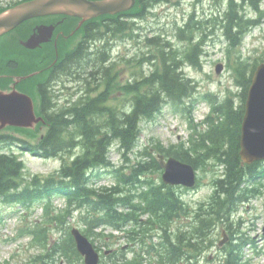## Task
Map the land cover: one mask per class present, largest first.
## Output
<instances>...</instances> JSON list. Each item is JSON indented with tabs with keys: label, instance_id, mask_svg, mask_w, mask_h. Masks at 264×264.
I'll return each mask as SVG.
<instances>
[{
	"label": "trees",
	"instance_id": "1",
	"mask_svg": "<svg viewBox=\"0 0 264 264\" xmlns=\"http://www.w3.org/2000/svg\"><path fill=\"white\" fill-rule=\"evenodd\" d=\"M162 1L167 0H138V4L143 5L140 7L139 14L145 16L147 7ZM241 1L229 0L228 3L229 22L226 31L231 38L232 46L240 43V39L243 38L250 25L260 22V19L247 21L239 13V8H243L245 2H249L256 10H259L258 0ZM128 14H121L119 20L122 34L130 29L129 22L125 21V15ZM91 26L93 29L96 28L95 23ZM179 31L184 32L185 30L179 28ZM146 43L152 48L155 59L153 70L148 75L139 76L133 82L122 86V90L129 96L127 99L130 105L123 104V107L118 109L116 106L105 104L110 90H113L117 81L108 68H102L100 72H87L85 83L88 88L97 90L103 81L107 82L106 88L100 94L87 97L66 110L58 109L55 123L39 144L34 145L21 139L27 147L37 150L45 157L61 156L63 159H65L64 154L69 153V150L75 146V142H79L82 147L81 153L73 160H65L58 173L47 177L34 175L30 180H26L23 174L25 168L23 160L13 153H0V202H18L30 206L50 200L54 195L62 194L68 202L66 213L70 212V208L85 209L90 229L99 225L119 227L121 219L126 222L137 218L133 211L126 214L120 213L118 205L122 203L125 206H132L134 204L133 198L139 193L132 191L131 187L145 184L156 185L153 181L140 176L148 170L159 169V165L156 158H152L150 162H138L137 165L129 167L130 172L128 173L122 167L114 169L108 158L109 147L117 141L120 149L124 150L123 155H127L137 145L142 120L155 119L166 104H170L175 110L191 117L195 102L199 98L196 84L192 83L189 78H185L179 71L181 62L186 57L192 63L200 65L197 46L192 52L187 53L186 57L180 59L181 56L176 50L169 49V43L160 36L148 38ZM82 49L79 47L74 53L75 66L84 61V55L81 54ZM241 63L242 65L235 67L238 74L237 81L242 86V92L239 94L240 104L236 107L231 97L219 103L215 101L213 113L206 119L207 128H198V125H193L191 121L193 133L189 147L185 148L184 144L169 149L161 145L157 147L159 151H166L181 160L193 163L196 167L204 166L211 158L225 166L222 177H216L214 180L215 189L209 201L201 203L196 211L192 231L195 241L191 242L192 240L187 236L183 237L184 239L175 240L169 236H163L161 246L167 254L162 258L161 264L173 261L177 263L183 256H185L184 260H188L194 255L190 253L198 250V240L200 252L203 253L213 244L209 237V232L213 227L222 223L231 228L230 215L250 196L259 192L256 188H241L245 179L252 181L259 175H264L260 162L245 166L241 164V125L253 74L252 72L247 75L245 65ZM93 82L94 88L91 87ZM71 123H73L72 126ZM73 132L76 134L74 135ZM12 138L10 136L7 139ZM105 172L114 174L119 184L111 188L99 189L91 185L92 179L101 177ZM150 195L152 198L147 199L148 210L157 211L154 215L158 220L155 221L156 223L149 220L145 228L165 231L167 227L164 220L165 210L173 212L176 203L172 198L165 199L161 189L153 191ZM72 250L76 253L70 242L56 244L49 248V253L45 258L50 257L54 251L71 257L74 255ZM241 250L239 243H230L226 248L225 264H243Z\"/></svg>",
	"mask_w": 264,
	"mask_h": 264
},
{
	"label": "rangeland",
	"instance_id": "2",
	"mask_svg": "<svg viewBox=\"0 0 264 264\" xmlns=\"http://www.w3.org/2000/svg\"><path fill=\"white\" fill-rule=\"evenodd\" d=\"M15 0H0V4H8ZM262 8H264V0L261 2ZM227 9V0H202V3L198 4L197 0H182L180 5L176 6L171 3H165L158 5L154 8V12L157 15H149L147 19L142 21L143 29L137 30L139 33L147 34L150 36L155 32L165 33L168 38L172 41H176L174 36V25L175 23L184 24L192 13L196 14V19H205L209 17L211 22L205 24L207 27L205 29L209 33V36L205 38L202 44L204 53L200 57L202 63V69H196L192 66L186 65L184 72L187 73L189 77H192L199 83L198 90L200 94H205L206 92H212L218 94L220 99H224L227 95L233 97L236 104L240 101V96L236 95L242 90V86L236 81V71L235 62L243 61L246 65L247 75L252 74V65L255 61L264 55V18L263 22L258 26L251 29L248 34L242 40L241 46L239 48H233L229 52V40L225 36V24L228 23L225 16V11ZM241 14H245L246 17H256V13L247 4L240 9ZM197 39V38H196ZM185 43H180L183 46ZM141 52V48L138 42L128 41L126 43H121L115 48V56L117 60L126 57L131 59V61L124 60L119 64L122 70V82H127L134 79V73L138 70H149V64L144 65L142 62L137 63L136 53ZM218 63H223L224 68L220 74L216 73V65ZM148 72V71H147ZM122 96V92L119 90L117 92ZM116 98H113V101ZM115 102V101H114ZM127 105L129 103L127 102ZM211 105L207 101L201 100L194 111V117L196 120H200L204 112L210 110ZM2 133H12L16 136L25 137L23 133L13 130H2ZM189 126L186 119L175 110L166 106L162 114H160L154 121H144L142 123V132L140 136L139 146L129 155L131 161H137L141 159L139 154L144 147L155 143L156 141H161L164 146L168 147L170 144L178 143L181 140L188 139L189 136ZM36 139V138H35ZM36 142V140H32ZM5 151H11L9 147L4 148ZM18 153V149H12V151ZM21 158L27 164L26 174H43L47 175L54 170L58 169L61 165V160L59 158H49L44 159L35 157L28 152H19ZM112 162L116 165H121L126 163L124 158L118 152L117 148L114 146L110 150L109 154ZM215 165V168L211 166ZM217 170V174L222 173V168L213 161H209L206 167H201L198 170V178L200 181V186L195 188L186 197L190 200L199 201L204 200L210 196L213 190L212 179L214 177V170ZM155 180H160V171H155L151 173ZM99 181L98 184H113L115 183V178L111 175H107L105 179ZM65 201L62 197H57L53 201V205L57 208H63ZM43 206L39 205L33 209L26 210L24 207L19 205H8L0 204V260L2 264H20L26 262L27 259L34 253L42 250L40 247L36 246L32 241V236L26 234H19L20 230L26 227H34L35 223H41L44 216ZM235 221L233 229H238L237 236L241 237V243L244 245L242 249V254L248 264H264V194L251 198L248 202L242 205L233 216ZM239 221V226H238ZM71 227L77 226L79 228H84L86 225L83 223L81 214L76 212L73 217L69 218V223ZM224 226L217 228L216 234H218V239L222 237L221 232ZM226 229V228H225ZM96 231H100L97 229ZM105 233H114L120 235L123 232H116L111 228H105L103 230ZM49 234L53 238L59 237L62 232L54 229L50 231ZM96 238V244L101 247L103 252L105 249L110 247L115 248V244L104 245L102 239ZM112 240V239H110ZM157 240H154L156 242ZM128 240H119V245L128 244ZM148 244L151 240H147ZM218 240L216 241V243ZM134 249H141V247L135 246ZM214 254L211 260L202 259L200 264H223L224 258L226 256V251L218 246L213 247L207 251V254ZM144 264H154L150 261V257L146 256ZM208 258V257H207ZM56 264H66L65 260L58 262Z\"/></svg>",
	"mask_w": 264,
	"mask_h": 264
},
{
	"label": "water",
	"instance_id": "3",
	"mask_svg": "<svg viewBox=\"0 0 264 264\" xmlns=\"http://www.w3.org/2000/svg\"><path fill=\"white\" fill-rule=\"evenodd\" d=\"M135 0H29L20 3L0 14V34L15 28L25 19L50 13H67L78 15L84 19L105 13H116L130 9ZM51 31L48 32L50 34ZM42 37L32 36L27 46L35 47ZM222 64L217 71L222 70ZM23 94H7L0 92L1 127L6 123L30 125L33 115L32 105H25ZM27 98V101L31 100ZM241 156L246 162L264 158V62L256 69L249 89L246 111L242 125ZM165 167L164 181L170 184H195V170L192 165L170 157L168 161L163 155L159 160ZM78 249L85 255L86 264H98L99 255L89 240L77 229H73ZM227 239L222 240L223 244Z\"/></svg>",
	"mask_w": 264,
	"mask_h": 264
},
{
	"label": "flooded vegetation",
	"instance_id": "4",
	"mask_svg": "<svg viewBox=\"0 0 264 264\" xmlns=\"http://www.w3.org/2000/svg\"><path fill=\"white\" fill-rule=\"evenodd\" d=\"M36 19L37 20L33 21L34 23L33 28L41 24H52V23L57 24V25L65 24V26H70V23L72 24L73 22V20L69 18H64V17L58 18V17H52V16H44V17H40ZM119 19H120V16L118 15H114V16L107 15L100 19L88 20L84 27L85 32L83 34L82 41H79L77 46L84 47L86 44H89V42L91 41V38L93 37V32H94V29L91 26L93 23L96 24V28H101V36L103 37V42H105V40H108L110 44L112 42L115 43L117 39V34L119 32V28H120ZM65 26L59 29V31H56L54 35L56 38V42L60 40L62 44L65 43L66 47H68V44H69L68 42H70L71 39L66 37L67 36L66 32L68 31V29ZM16 37L18 36L11 35L10 39L16 40L15 39ZM91 45L93 46L94 43L92 42ZM72 47H73V43H71L70 45V48ZM43 50L45 51V49ZM67 54H70V53H67ZM72 55L73 54L67 56V62L63 60L60 63H55L51 67L50 73L48 76L43 75L34 82V87L37 89L36 94L40 99V111L43 112V115L46 116L45 118L48 119V122L46 124H49V126L53 125L56 121V118L47 115V110L52 108V104L54 103V101L52 102L50 96L56 95L57 87L61 84L62 81L68 82L70 80L69 77L65 79L64 75H68V73L72 71ZM45 57H48V55H45ZM12 83H13V80H12ZM10 84L11 83L9 82L6 83L7 86ZM27 84L31 85L32 83L29 82ZM51 110L55 112L56 108L53 107V109ZM40 127L44 128L45 125H41ZM174 198H179V196H174Z\"/></svg>",
	"mask_w": 264,
	"mask_h": 264
},
{
	"label": "bare ground",
	"instance_id": "5",
	"mask_svg": "<svg viewBox=\"0 0 264 264\" xmlns=\"http://www.w3.org/2000/svg\"><path fill=\"white\" fill-rule=\"evenodd\" d=\"M73 251V250H72Z\"/></svg>",
	"mask_w": 264,
	"mask_h": 264
}]
</instances>
